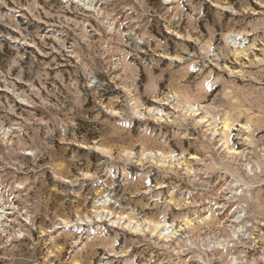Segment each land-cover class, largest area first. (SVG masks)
<instances>
[{"label":"rangeland","instance_id":"obj_1","mask_svg":"<svg viewBox=\"0 0 264 264\" xmlns=\"http://www.w3.org/2000/svg\"><path fill=\"white\" fill-rule=\"evenodd\" d=\"M0 264H264V0H0Z\"/></svg>","mask_w":264,"mask_h":264}]
</instances>
